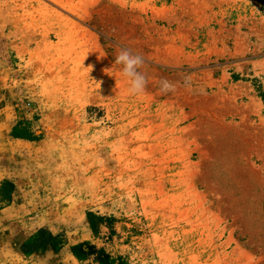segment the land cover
<instances>
[{
  "label": "rangeland",
  "instance_id": "374dc122",
  "mask_svg": "<svg viewBox=\"0 0 264 264\" xmlns=\"http://www.w3.org/2000/svg\"><path fill=\"white\" fill-rule=\"evenodd\" d=\"M0 264H264V0H0Z\"/></svg>",
  "mask_w": 264,
  "mask_h": 264
},
{
  "label": "clouds",
  "instance_id": "9594fccd",
  "mask_svg": "<svg viewBox=\"0 0 264 264\" xmlns=\"http://www.w3.org/2000/svg\"><path fill=\"white\" fill-rule=\"evenodd\" d=\"M114 64L121 66V75L129 83V94H143L146 87V78L140 71L144 64L143 56L128 48H121L114 58Z\"/></svg>",
  "mask_w": 264,
  "mask_h": 264
},
{
  "label": "trees",
  "instance_id": "16d2710c",
  "mask_svg": "<svg viewBox=\"0 0 264 264\" xmlns=\"http://www.w3.org/2000/svg\"><path fill=\"white\" fill-rule=\"evenodd\" d=\"M35 237H37V236H35ZM49 238L54 239V237L51 235L49 236ZM25 245L26 246L29 245L32 247L33 243L31 241V242L26 243ZM94 248L95 247H91L90 245H88V243L84 242V243H79V244L73 245L71 247V250H72L73 254H75L76 256L83 257L85 255L92 254V252L90 250H95ZM109 257L110 256L106 253L98 252L96 260L99 261L100 263H106V261L109 260Z\"/></svg>",
  "mask_w": 264,
  "mask_h": 264
}]
</instances>
